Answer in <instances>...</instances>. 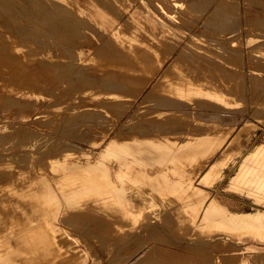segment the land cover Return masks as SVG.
<instances>
[{"label": "rangeland", "instance_id": "1", "mask_svg": "<svg viewBox=\"0 0 264 264\" xmlns=\"http://www.w3.org/2000/svg\"><path fill=\"white\" fill-rule=\"evenodd\" d=\"M55 22H64L65 33L52 31ZM1 40L4 48L0 46V51L20 55L21 63L32 66L31 74L35 66L50 74L16 81V77L0 72V264H36L35 257L38 264H264V228L239 230L228 221L239 218L230 214L264 211V193L255 197L247 187L235 189L231 182L245 156L254 149L256 160L264 167V105L259 103L264 97V0H0ZM139 47L146 49L147 55ZM174 56L179 60L175 69L185 72L181 78L212 80L207 83L211 85L208 92L198 97L188 84L171 81L180 76L165 75V87L149 98ZM134 57L154 59L150 64L139 60L141 73L150 79L139 96L128 89L129 93L125 92L116 81L126 78L122 72L132 70ZM157 67L159 74L152 76ZM116 70L119 74L115 75ZM196 70L199 73L195 74ZM117 74L123 77L115 78L113 87ZM176 85L188 87L186 98L169 91ZM206 100L212 103L208 105ZM174 103L178 107L166 105ZM217 114L222 119H215ZM240 129L241 140L229 148L236 157L244 147L242 154L234 161L228 158L230 154L224 155L203 181L204 173L223 149L231 146ZM79 130L84 135H78ZM134 132L142 133L141 137ZM79 136L84 137L79 140ZM76 180L85 182L86 190ZM26 190L30 198L22 202ZM211 202L210 212L215 213L209 212L208 220L203 221L202 214ZM19 203L22 206L18 209ZM22 208L32 210L37 219L31 223L32 233L35 230L32 241H37L32 249L23 236L27 223L16 222ZM44 245L51 250L41 249ZM37 247L48 252L43 253L44 258Z\"/></svg>", "mask_w": 264, "mask_h": 264}, {"label": "bare ground", "instance_id": "2", "mask_svg": "<svg viewBox=\"0 0 264 264\" xmlns=\"http://www.w3.org/2000/svg\"><path fill=\"white\" fill-rule=\"evenodd\" d=\"M194 1V0H193ZM28 3V2H27ZM53 3V2H52ZM55 3V2H54ZM103 3V2H102ZM103 4H106V3H103ZM99 5V4H98ZM56 6H57V4H56ZM102 6H104V5H102ZM202 6H204V5H202ZM206 6H207V4H206ZM45 7V6H44ZM53 7V6H52ZM63 7H64V5H63ZM107 7V6H106ZM65 8V7H64ZM105 8V7H104ZM201 8V7H200ZM3 9V8H2ZM15 9V8H14ZM106 9V8H105ZM205 9H206V7H205ZM3 10H5V9H3ZM12 10V9H11ZM42 10V9H41ZM44 10H47V9H44ZM7 11V10H6ZM8 11H10V10H8ZM14 11V10H13ZM63 11V10H62ZM5 12V11H4ZM31 12V11H30ZM29 12V13H30ZM52 12V11H51ZM117 12V11H116ZM25 13H26V11H25ZM32 13V12H31ZM53 13H55V12H53ZM4 14V13H3ZM41 14V13H40ZM69 14V13H68ZM29 15V14H28ZM32 15V14H31ZM49 15V14H48ZM55 15V14H54ZM58 15V14H57ZM120 15V14H119ZM66 16V15H65ZM76 16V15H75ZM30 17V16H29ZM34 17V16H33ZM33 17H31V18H33ZM74 17V16H73ZM118 17V16H117ZM14 18H15V16H14ZM47 18V17H46ZM55 18V17H54ZM67 18V17H66ZM76 18V17H75ZM125 18V17H124ZM8 19V18H7ZM50 19H52V18H50ZM63 19V18H62ZM83 19V18H82ZM2 20V19H1ZM10 20V19H9ZM15 20H17V19H15ZM54 20V19H53ZM56 20H58V19H56ZM55 20V21H56ZM3 21V20H2ZM7 21V20H6ZM49 21V20H48ZM75 21V20H74ZM85 21V20H84ZM11 22V21H10ZM72 22V21H71ZM80 22V21H79ZM18 23V22H17ZM64 23V22H63ZM63 23H52L53 25V30L52 31H55L56 33H57V35L59 34V35H61V33L63 34V32H64V24ZM81 23V22H80ZM127 23V22H126ZM206 23V22H205ZM8 24H9V22H8ZM7 24V25H8ZM78 24V23H77ZM10 25V24H9ZM8 25V26H9ZM14 25V24H13ZM13 25H10V26H13ZM16 25V24H15ZM66 25V24H65ZM91 25V24H90ZM206 25V24H205ZM3 26V25H2ZM24 26V25H23ZM51 26V25H50ZM51 26V27H52ZM68 26V25H67ZM203 26V25H202ZM17 27V26H16ZM22 27V26H21ZM66 27V26H65ZM70 27V26H69ZM73 27H74V25H73ZM72 27V28H73ZM3 28V27H2ZM13 28V27H12ZM72 28H69V30L70 29H72ZM91 28V27H90ZM12 30V29H11ZM15 30V29H14ZM91 30V29H90ZM48 31V30H47ZM80 31V30H79ZM138 31V30H137ZM14 32V31H13ZM55 32L53 33V34H55ZM95 32V31H94ZM52 33V32H51ZM65 33V32H64ZM67 33V32H66ZM68 33H70V32H68ZM76 33V32H75ZM79 33V32H78ZM82 33V32H81ZM103 33V32H102ZM9 34V33H8ZM45 34H46V32H45ZM83 34V33H82ZM81 34V35H82ZM262 34V33H261ZM5 35V34H4ZM11 35V34H10ZM12 35H13V33H12ZM41 35V34H40ZM52 35V34H51ZM56 35V34H55ZM54 35V36H55ZM57 35H56V38H57ZM73 35H74V33H73ZM81 35H80V37H81ZM103 35V34H102ZM20 36V35H19ZM75 36H77V35H75ZM17 37V36H16ZM33 37V36H32ZM50 37V36H49ZM52 37H53V35H52ZM61 37V36H60ZM59 37V38H60ZM63 37V36H62ZM71 37V39H72V37H74V36H70ZM79 37V38H80ZM143 37V36H142ZM22 38V37H21ZM69 38V37H68ZM144 38V37H143ZM23 39V38H22ZM58 39V38H57ZM70 39V40H71ZM76 39V38H75ZM32 40V39H31ZM53 40V39H52ZM55 40V39H54ZM53 40V41H54ZM59 40V39H58ZM67 40V39H66ZM3 40H1L0 42H2ZM72 41V40H71ZM140 41V40H139ZM5 42V41H4ZM62 42V41H61ZM73 42H74V39H73ZM57 43V42H56ZM65 43V42H64ZM80 43V42H79ZM2 44V45H1ZM0 44V46H2L3 48H4V44H3V42ZM7 44V43H6ZM11 44V43H10ZM74 44V43H73ZM105 44V43H104ZM71 45V44H70ZM77 45V44H76ZM108 45V44H107ZM73 46V45H72ZM104 46V45H103ZM106 46V45H105ZM109 47H111V46H109ZM108 47V48H109ZM113 47V46H112ZM1 48V47H0ZM8 48V47H7ZM60 48V47H59ZM140 48L141 47H139V50H140ZM10 49V48H9ZM11 49H14V48H11ZM61 49V48H60ZM104 49H106V48H104ZM137 49V48H136ZM1 50V49H0ZM3 50V49H2ZM1 50V51H2ZM133 50V49H132ZM139 50H138V52H139ZM141 50H143V52L146 50V49H142L141 48ZM0 51V72H2L3 74L4 73H6L7 75H9V76H14V77H16L17 79H16V81H21V80H24L25 78H27V77H29V76H32V77H38V78H36V79H40V78H43V77H45V76H47V75H49L50 74V71L48 72V71H42L40 68L38 69V67H34V70H33V72H35V74L32 72V74H31V65H28L27 63H21V61H22V59H21V61L19 60V57H20V53H17V52H15V53H17L18 55H19V57H17L15 54L13 55V54H10V53H7V52H1ZM4 51H5V49H4ZM9 51V50H8ZM65 51V50H64ZM101 51V50H100ZM120 51V50H119ZM118 51V52H119ZM134 51V50H133ZM209 51V50H208ZM11 52V51H10ZM12 52H14V51H12ZM11 52V53H12ZM104 52H106V50H104ZM110 52H111V50H110ZM112 52H113V50H112ZM117 52V53H118ZM121 52V51H120ZM135 52V51H134ZM141 52V51H140ZM140 52L138 53L139 55H140ZM145 52H148L147 50L145 51ZM144 52V53H145ZM206 52H207V50H206ZM25 53V52H24ZM101 53H103L102 51H101ZM151 53V52H150ZM71 54V53H70ZM98 55H101L100 54V52L99 53H97ZM109 54V53H108ZM111 54V53H110ZM137 54V53H136ZM146 54V53H145ZM144 54V55H145ZM25 55V54H24ZM64 55V54H63ZM114 55H115V53H114ZM143 55V54H142ZM147 55V54H146ZM150 55V54H149ZM65 56H66V54H65ZM103 56V55H102ZM106 56V55H105ZM108 56H110V55H108ZM118 56V55H117ZM120 56H123V55H120ZM126 55H124V57H125ZM151 56V55H150ZM150 56H148V57H150ZM21 57L23 58V54L21 55ZM104 57V56H103ZM114 57V56H113ZM119 57V56H118ZM124 57L123 58H121L122 60L124 59ZM140 57V56H139ZM144 57V56H143ZM140 58L141 59V61H143L142 59H144V58ZM175 58H176V56H174ZM206 58H207V56H205ZM26 58V57H25ZM30 58V57H29ZM67 58H69V57H67ZM115 58H116V56L114 57V59H113V61H116L115 60ZM146 58V57H145ZM151 58V57H150ZM31 59V58H30ZM29 59V60H30ZM139 59V60H140ZM174 59V58H173ZM208 59V58H207ZM110 60V59H109ZM118 60V59H117ZM131 62H130V60L128 59L127 61H129L130 63H132V66L130 65V67H132V70H131V68H130V71H128V70H125L124 72H122V73H124L125 75L124 76H126V78L124 79V77L123 76H121V77H123V80H119V79H116V81H117V84L118 83H121L122 84V88H123V90L125 91L126 89H128V90H130L131 92H133L134 91V96L135 95H137V96H139L143 91H145V89L147 88V86H148V83L150 82L149 80H147L146 78H144V75L141 73V71H140V69H141V64L139 65V60L137 59V58H131ZM146 62H147V60L149 61V58L146 60V59H144ZM150 60H152V59H150ZM196 60H198V59H196ZM24 61H27V60H24ZM35 61V60H34ZM58 61V60H57ZM119 61V60H118ZM121 61V60H120ZM144 61V62H145ZM154 61V59L152 60V61H149V63L148 64H150L151 62H153ZM178 61L179 60H177V58L176 59H174L172 62H170L169 64H168V66L166 67V69L163 71V73L160 75V77H159V80H158V82L152 87V90H150V97L149 96H146L147 98L149 97V98H151L152 96H151V94H153V93H158L161 89H163L164 87H163V83L165 82V80L163 79V76H165V75H168V76H176V75H178V77L180 76V78H176V77H174L175 79H173V80H171L172 82H176V83H179V84H183V83H186V85L188 84V86H189V89L196 95V96H200V95H202L203 93H206V92H208V87H210L211 85V82H212V80H211V82L210 81H206V80H199V79H201V78H195V79H183V78H181L183 75L182 74H184L185 72H181V71H179V70H176L175 69V66H176V64L178 63ZM205 61V60H204ZM54 62V61H53ZM109 62H112V60L111 61H109ZM124 62H126V59L124 60ZM123 62V63H124ZM197 62V61H196ZM60 63H61V61H60ZM113 63H115V62H113ZM116 63H117V61H116ZM118 63H120V62H118ZM123 63H120V64H123ZM129 63V64H130ZM58 64V63H57ZM62 64V63H61ZM60 64V65H61ZM64 64V63H63ZM68 64V63H67ZM98 64V63H97ZM100 64V63H99ZM107 64V63H106ZM120 64H117V66H121ZM128 65V63H125V65ZM209 64V63H208ZM33 65V64H32ZM48 66H52V65H49V63L47 64ZM59 65V64H58ZM74 65H76V64H74ZM73 65V66H74ZM124 65V64H123ZM124 65V66H125ZM151 65H153V63L151 64ZM34 66V65H33ZM44 66V65H43ZM43 66H40V67H43ZM63 66V65H62ZM65 66H66V64H65ZM113 66V65H112ZM112 66L110 65V67H111V69H112ZM45 67V70H47V68H46V65L44 66ZM64 67V66H63ZM69 67V66H68ZM82 67V66H81ZM104 67H105V64H104ZM107 67V66H106ZM147 67V66H146ZM48 68H50V67H48ZM53 68H54V66H53ZM118 68V67H117ZM116 67H115V69H117ZM120 68H122V67H120ZM257 68V67H256ZM59 69V68H58ZM61 69V68H60ZM68 69V68H67ZM124 69V68H123ZM126 69V68H125ZM65 70V69H64ZM117 70H119V72L122 70V69H117ZM117 70L116 71H114L113 73L116 75V73H118L117 72ZM159 70H160V67H157L155 70H153V71H151L152 73H151V75L152 76H155V75H157V74H159ZM206 70V69H205ZM214 70H215V68H214ZM61 71V70H60ZM63 71V70H62ZM61 71V72H62ZM195 71V70H194ZM198 70H196V72H194L195 74L196 73H199V72H197ZM210 71V70H209ZM224 71H226V70H224ZM59 72V71H58ZM104 72V71H103ZM110 72V71H109ZM109 72H108V74H109ZM112 72V71H111ZM189 72H191V73H193V71H189ZM201 72V71H200ZM218 72V71H217ZM65 73V72H64ZM68 73H69V71H68ZM113 73H111L110 75L112 76V74ZM121 73V75H123ZM206 73V72H205ZM38 74V75H37ZM107 74V75H108ZM119 74V73H118ZM117 74V75H118ZM143 76H142V75ZM190 74V73H189ZM215 74V72L213 73V75ZM217 74V73H216ZM220 74V73H219ZM37 75V76H36ZM42 75V76H41ZM68 75V74H67ZM67 75H66V77H67ZM73 75V74H72ZM86 75H87V73H86ZM101 75V74H100ZM206 75V74H205ZM208 75V74H207ZM206 75V76H207ZM62 76V75H61ZM68 76H70V75H68ZM79 76V75H78ZM98 75H96V77H97ZM147 75H145V77H146ZM222 76V75H221ZM224 76V75H223ZM255 76H256V74H255ZM63 77V76H62ZM106 77V76H105ZM113 77H114V75H113ZM113 77H110L109 78V83H110V81H112V80H110L111 78H113ZM120 77V75H118V76H116V77H114V82H113V84H112V82L110 83V84H112L113 85V87H116L115 86V78H121ZM140 77H143L144 79H146V81H143V80H141V78ZM150 77V76H149ZM204 77V76H203ZM209 77V76H208ZM207 77V78H208ZM211 77V76H210ZM216 77V76H215ZM59 78V77H58ZM74 78V77H73ZM72 78V79H73ZM140 78V79H139ZM142 78V79H143ZM194 78V77H193ZM225 78V77H224ZM28 79H30V78H28ZM78 79V78H77ZM104 79V78H103ZM196 79H198V80H196ZM210 79V78H209ZM217 79V78H216ZM56 80V79H55ZM106 80V79H105ZM119 80V81H118ZM218 80V79H217ZM221 80V79H220ZM226 80H227V78H226ZM45 81H46V79H45ZM101 81V80H100ZM108 81H107V84H109L108 83ZM144 83H143V82ZM214 81H215V79H214ZM224 81V80H223ZM228 81V80H227ZM36 82V81H35ZM39 82V81H38ZM37 82V83H38ZM62 82V81H61ZM76 82V81H75ZM82 82H84V83H86L84 80H82ZM105 83H106V81H104ZM142 82V83H141ZM210 82V84L208 85L207 83H209ZM217 82V81H216ZM78 83V82H77ZM89 83V82H88ZM115 83V84H114ZM221 83V82H220ZM261 83V82H260ZM80 84V83H79ZM91 84V83H90ZM89 84V85H90ZM94 84H95V82H93V86H94ZM102 84V83H101ZM109 84V85H110ZM205 84V85H204ZM207 84V85H206ZM216 83H214V85H215ZM86 85V84H85ZM103 85V84H102ZM213 85V84H212ZM214 85L212 86V87H214ZM224 85H225V83L223 84V87H224ZM66 86H67V84H66ZM74 87H75V85H73ZM78 86V85H77ZM83 86H84V84H83ZM105 86V85H104ZM111 86V85H110ZM218 86V85H217ZM222 86V85H221ZM249 86V85H248ZM62 87V86H61ZM60 87V88H61ZM86 87V86H85ZM91 87V86H90ZM97 87V86H96ZM106 87V86H105ZM107 87H109V86H107ZM107 87H106V89H107ZM113 87L111 88L110 87V89H113ZM117 87H118V85H117ZM171 87V86H170ZM212 87H211V89H212ZM252 87V86H251ZM49 88V87H48ZM71 88V87H70ZM89 88V87H88ZM103 88V87H102ZM168 88H169V86H168ZM168 88H167V90H168ZM188 87H183V86H178V85H176V86H173V87H171V89L169 90L171 93H175V94H177V95H181V96H185V95H187L188 93V89H187ZM245 88H246V86H245ZM258 88V87H257ZM41 89V88H40ZM46 89V88H45ZM56 89V88H55ZM79 89V88H78ZM83 89H85V88H83ZM104 89V88H103ZM109 88H108V90H110ZM116 89H118V88H116ZM216 89H217V87H216ZM222 89V88H221ZM36 90V89H35ZM62 90V89H61ZM119 91H120V89H118ZM122 89H121V92L123 91ZM128 90H126V91H128ZM215 90V89H214ZM252 90V89H251ZM256 90V89H255ZM254 90V91H255ZM38 91V90H37ZM54 91V90H53ZM65 91V90H64ZM67 91V90H66ZM112 91V90H111ZM114 92H115V90H113ZM112 91V92H113ZM119 91H117L118 93H119ZM123 91V92H124ZM125 91V92H126ZM216 91V90H215ZM245 91H246V89H245ZM84 92V91H83ZM124 92V93H125ZM260 92V91H259ZM261 92H263V91H261ZM109 94H110V92H108ZM116 93V92H115ZM128 93H129V91H128ZM127 93V94H128ZM61 94V93H60ZM87 94V93H86ZM127 94L125 95V96H127ZM249 94V93H248ZM251 94V93H250ZM108 96V95H107ZM158 96V95H157ZM245 96H246V94H245ZM250 96V95H249ZM53 97V96H52ZM167 97V96H166ZM187 96H185V98H186ZM193 97V96H192ZM248 97V96H247ZM251 97H253L252 96V94H251ZM134 98V97H133ZM146 98V99H147ZM170 98V97H169ZM169 98H168V100H169ZM172 98V97H171ZM170 98V99H171ZM174 98V97H173ZM184 98V97H183ZM230 98V97H229ZM243 98V97H242ZM127 99V98H126ZM135 99V98H134ZM167 99V98H166ZM197 99H199V98H197ZM249 99V98H248ZM257 99V98H256ZM172 100V99H171ZM179 100V99H178ZM251 100V99H250ZM261 100V99H260ZM119 101V100H118ZM199 101V100H198ZM208 100H206V102H207ZM231 101H233V100H231ZM254 101H256V100H253L252 102L254 103V105H255V102ZM55 102H57V101H54V103ZM99 102V101H98ZM144 102H145V100H144ZM143 102V103H144ZM184 102V101H183ZM202 104L205 102V101H200ZM200 102H198V104L200 103ZM209 102H211V101H208V103ZM247 102V101H246ZM245 102V103H246ZM249 102H251V101H249ZM250 103V105H252L253 103ZM261 102V106H263L264 105V97L262 98V100L261 101H259V103ZM53 103V102H52ZM54 103H53V105H54ZM118 103V102H117ZM129 103H130V101H129ZM182 103V102H181ZM212 103V102H211ZM106 104V103H105ZM114 104H115V102H114ZM142 104V103H141ZM188 104V103H187ZM205 104V103H204ZM213 104H214V102H213ZM212 104V105H213ZM217 104V103H216ZM215 104V105H216ZM249 104V103H248ZM57 105V104H56ZM75 105V104H74ZM108 105V104H107ZM167 106H169V107H173V108H175V107H178V106H176L177 105V103H174V104H166ZM179 105H180V103H179ZM200 105V104H199ZM208 105H210V103L208 104ZM257 105H258V102H257ZM259 105V106H260ZM109 106H110V104H109ZM187 106H189V105H187ZM198 106V105H197ZM217 106H218V104H217ZM258 106V107H259ZM76 107V106H75ZM124 107V106H123ZM200 107V106H199ZM254 107H256L257 108V106H254ZM106 108V107H105ZM125 108V107H124ZM184 108H186V107H184ZM189 108V107H188ZM197 108V107H196ZM224 108V107H223ZM256 108H254L255 110H256ZM263 108V107H262ZM72 109V108H71ZM111 109H113V108H111ZM181 109V108H180ZM198 109V108H197ZM200 109V108H199ZM225 109V108H224ZM227 109V108H226ZM244 109H246V106L244 107ZM250 109V108H249ZM114 110H115V108H114ZM134 110V109H133ZM183 110V109H182ZM187 110V109H186ZM206 110H208V109H206ZM228 110H231V109H228ZM227 110V111H228ZM83 111V110H82ZM81 111V112H82ZM118 110H116V112H117ZM144 111H145V109H144ZM189 111H191V110H188V114H189ZM197 111V110H196ZM247 111V110H246ZM245 111V112H246ZM264 111V110H263ZM263 111H261V112H263ZM94 111L92 110V113H93ZM96 112V111H95ZM94 112V113H95ZM97 112H99V111H97ZM152 112V111H151ZM204 112H205V110H204ZM217 112V111H216ZM222 112V111H221ZM230 112V111H229ZM232 112V111H231ZM102 113V112H101ZM123 113V112H122ZM185 113H186V111H185ZM214 113V112H213ZM220 113V112H219ZM223 113V112H222ZM233 113V112H232ZM257 114H259L258 112H256ZM255 112H254V114H256ZM264 113V112H263ZM68 114V113H67ZM77 114V113H76ZM85 114V113H84ZM89 114H90V111H89ZM99 114V113H98ZM132 114V113H131ZM144 114V113H143ZM191 114V113H190ZM210 114H211V112H210ZM225 114V113H224ZM87 115V114H86ZM91 115V114H90ZM94 115V114H93ZM100 115V114H99ZM103 115V114H102ZM116 115H117V113H116ZM122 115V114H121ZM141 115V114H140ZM218 115H220L221 116V114H217V116H216V118L215 119H219V118H221V117H219ZM233 115V114H232ZM63 116V115H62ZM65 116V115H64ZM88 116V115H87ZM210 116V115H209ZM213 116V115H212ZM226 116H227V114H226ZM65 117H67V116H65ZM64 117V118H65ZM96 117V116H95ZM218 117V118H217ZM223 117V116H222ZM228 117V116H227ZM231 117V116H230ZM93 118V117H92ZM99 118V117H98ZM101 118V117H100ZM105 118V117H104ZM142 118V117H141ZM153 118V117H152ZM233 118V117H232ZM237 118V117H236ZM66 119H68V118H66ZM69 119H70V117H69ZM71 119H72V117H71ZM90 119V118H89ZM88 119V120H89ZM161 119V118H160ZM222 119V118H221ZM220 119V120H221ZM234 119V118H233ZM64 120V119H63ZM81 120V119H80ZM98 120V119H97ZM130 120V119H129ZM159 120V119H158ZM91 121V120H90ZM98 121H100V120H98ZM152 121V120H151ZM151 121H145L146 122V124H150L151 123V126H154V124L155 123H152ZM164 121V120H163ZM167 121V120H166ZM166 121H164V122H166ZM238 121V120H237ZM59 122V121H58ZM67 122V121H66ZM93 122V121H92ZM96 122V121H95ZM128 122V121H127ZM130 122V121H129ZM140 122H142V121H140ZM145 122H144V125H145ZM159 122V121H158ZM168 122V121H167ZM166 122V123H167ZM236 122V121H235ZM240 122V121H239ZM64 123V122H63ZM62 123V124H63ZM69 123V122H68ZM100 123H101V121H100ZM103 123V122H102ZM131 123V122H130ZM134 123H135V121H134ZM171 123V122H170ZM238 123V122H237ZM10 124V123H9ZM65 124V123H64ZM70 124V123H69ZM83 124V123H82ZM99 124V123H98ZM125 124V123H124ZM141 124V123H140ZM101 125V124H100ZM103 125V124H102ZM130 125V124H129ZM142 125V124H141ZM160 125V124H159ZM163 125H165V124H163ZM162 125V126H163ZM64 126V125H63ZM80 126V125H79ZM84 126H85V124H84ZM91 126H92V124H91ZM139 126V125H138ZM147 126V125H146ZM150 126V125H149ZM69 127V126H68ZM87 127V126H86ZM143 127H145V126H143ZM72 128V127H71ZM76 128V127H75ZM80 128V127H79ZM88 128V127H87ZM87 128H86V130H87ZM140 128H142L141 126H140ZM148 128V127H147ZM81 129V128H80ZM85 129V128H84ZM95 129V128H94ZM134 129V128H133ZM136 129V128H135ZM151 129V128H150ZM150 129H149V131H150ZM154 129V128H153ZM160 129V128H159ZM75 129H74V127H73V130L72 131H74ZM77 130V129H76ZM83 130V129H82ZM86 130H85V133H87L88 134V132H90V130L88 129L87 130V132H86ZM146 130V129H145ZM156 130H157V128H156ZM156 130H154L155 132H157ZM71 131V130H70ZM125 131V130H124ZM136 131V130H135ZM146 131H148V130H146ZM79 132H80V130H79ZM119 132H120V129H119ZM127 132H129V131H127ZM139 132H141V131H139ZM153 132V131H152ZM237 136H236V138L233 140V141H231L230 143V145L231 146H229L228 145V148H224L223 149V151L221 152V154L213 161V163L210 165V167H209V169L204 173V175H203V181H207V178L209 177V172L213 169V171H214V169L216 170L217 169V167H218V165H220V162L222 161V159L225 157L224 155H226V154H230V155H228V158H230L231 159V161L233 160L234 161V159H236L238 156H240L241 154H242V152H243V149H244V147H243V149L242 150H240L237 154H236V157H235V152H234V150L233 149H230V148H232V146L234 147V143H238L240 140H241V138H242V136H243V129H240L239 131L237 130ZM29 133V132H28ZM31 133V132H30ZM83 133H84V131H83ZM95 133V132H94ZM121 133H124V132H121ZM135 134H137L136 132H134ZM148 133V132H147ZM81 134V132L80 133H78V135H80ZM111 134V133H110ZM120 134V133H119ZM124 134H126V132L124 133ZM123 134V135H124ZM127 134H129V133H127ZM126 134V135H127ZM142 134V133H141ZM141 134L139 135V134H137L138 136H140L141 137ZM157 134V133H156ZM159 134V133H158ZM61 135V134H60ZM77 135V136H78ZM81 135H84V134H81ZM131 135V134H130ZM145 135V134H144ZM147 135H150V132L147 134ZM147 135H145V136H147ZM153 136H154V134H152ZM162 135V134H161ZM2 136V135H1ZM8 136V135H7ZM40 136V135H39ZM66 136V135H65ZM118 136H120V135H118ZM117 136V137H118ZM3 137V136H2ZM46 137V136H45ZM49 137V136H48ZM51 137V136H50ZM81 137H84V136H81ZM80 136H79V140H80V138H81ZM94 137V136H93ZM114 137V136H113ZM124 137H126V136H124ZM1 138V137H0ZM3 138H5V137H3ZM10 138V137H9ZM29 138V137H28ZM32 138V137H31ZM70 138V137H69ZM77 138V137H76ZM90 138V137H89ZM118 138H122V135L120 136V137H118ZM42 139V138H41ZM46 139V138H45ZM82 139V138H81ZM115 139V138H114ZM3 140V139H2ZM28 140V139H27ZM53 140H55V139H53ZM63 141H64V139H62ZM61 140V141H62ZM77 141H78V138L76 139ZM90 140H91V138H90ZM1 141V140H0ZM6 141V140H5ZM19 141V140H18ZM32 141V140H31ZM58 141H60V140H58ZM60 141V142H61ZM28 142V141H27ZM30 142V141H29ZM57 142V141H56ZM56 142H54V143H56ZM80 142H83V141H80ZM86 142V141H85ZM90 141H88V142H86V143H89ZM21 144H23L22 142H21ZM50 144V143H49ZM63 144H64V142H63ZM71 144V143H70ZM43 145V144H42ZM56 145V144H55ZM72 145H74V144H72ZM45 146V145H44ZM54 146V145H53ZM65 146V145H64ZM77 146V145H76ZM76 146H74V148L76 147ZM82 146V145H81ZM107 146V145H106ZM245 146V145H244ZM59 147V146H58ZM62 147V146H61ZM68 147V146H67ZM79 147L80 146H78V148L77 149H79ZM230 147V148H229ZM35 148V147H34ZM53 148V147H52ZM73 148V149H74ZM6 149V148H5ZM37 149H38V147H37ZM49 149V148H48ZM62 149H63V147H62ZM72 148H70L68 151H70ZM81 149V148H80ZM82 149H84L83 147H82ZM60 150V149H59ZM42 151V150H41ZM54 151V150H53ZM57 151V150H56ZM63 151V150H62ZM62 151H60V152H62ZM73 151V150H72ZM75 151V150H74ZM256 149H254V152H250L247 156H245V159H244V161L240 164V166H239V168H238V171L236 172V174L231 178V182H232V185H233V187H235V189H237V188H242V187H247L248 188V191H249V193L250 194H253V195H255V197L256 196H258V194L259 193H264V167L261 165L260 166V164L258 163V161L256 160V158H257V154H255L256 153ZM60 152H59V154H60ZM4 153V152H3ZM39 153V152H38ZM41 153V152H40ZM79 153H81V150H79ZM2 154V153H1ZM44 154V153H43ZM42 154V155H43ZM58 154V153H57ZM64 154V153H63ZM71 154H72V152H71ZM76 154H78V153H76ZM264 154V153H263ZM3 155V154H2ZM10 154H8V155H6V158H7V156H9ZM15 155V154H14ZM19 155V154H18ZM62 155V154H61ZM73 155V154H72ZM1 156V155H0ZM49 156V155H48ZM59 156V155H58ZM71 156V155H70ZM234 156V157H233ZM2 157V156H1ZM10 157V156H9ZM13 157H15V156H13ZM36 157V156H35ZM42 157V156H41ZM66 157H67V155H66ZM263 157V156H262ZM45 158H46V156H45ZM65 158V157H64ZM74 158H76V157H74ZM0 159H2V158H0ZM17 159H18V157H17ZM17 159H15V160H17ZM21 159V158H20ZM61 159V158H60ZM66 159V158H65ZM68 159V158H67ZM67 159H66V161H67ZM71 159H73L72 157H71ZM22 160H24V159H22ZM28 160V159H27ZM43 160V159H42ZM42 160H41V162H42ZM46 160V159H45ZM44 160V161H45ZM62 161V160H61ZM15 162H17V161H15ZM202 162V161H201ZM26 163H28V162H26ZM44 163V162H43ZM231 163V162H230ZM230 163H229V165H230ZM38 164V163H37ZM47 164V163H46ZM207 164V163H206ZM206 164H205V166H206ZM232 164V163H231ZM254 164H256L257 165V167H255L254 166ZM195 165V164H194ZM228 165V166H229ZM20 166V165H19ZM18 166V167H19ZM34 166H36V164L34 165ZM49 166V165H48ZM227 166V167H228ZM23 167H25L24 165H23ZM27 167V166H26ZM20 168V167H19ZM22 168V167H21ZM17 169V168H16ZM53 169V168H52ZM51 169V170H52ZM220 169H222V171L224 170V168L222 167V168H220ZM168 170V169H167ZM196 171V170H195ZM221 171V172H222ZM1 172V171H0ZM8 173V172H7ZM2 174H3V170H2ZM6 175V174H5ZM13 176V175H12ZM3 178V177H2ZM6 178V177H5ZM68 178V177H67ZM66 178V179H67ZM74 179H75V177H73ZM121 178H123V177H121ZM69 179V178H68ZM12 180V179H11ZM82 180V182L84 181L83 179H81ZM81 180L79 181V183H82L81 182ZM3 181V180H2ZM5 182H7L6 180H4ZM69 181H70V179H69ZM72 181V180H71ZM75 181V180H74ZM77 181V180H76ZM78 181H77V183H78ZM86 181V180H85ZM13 182V181H12ZM87 182V181H86ZM71 183V182H70ZM76 183V182H75ZM85 183V182H84ZM84 183H82L83 184V186H84ZM67 184H69V182L67 183ZM82 184H81V186H82ZM64 185H65V182H64ZM77 185H79V184H77ZM77 185H74V186H76V188H77ZM87 185H88V183H87ZM73 186V187H74ZM80 186V185H79ZM80 186V187H81ZM85 186H86V184H85ZM84 186V187H85ZM90 186H92V185H90ZM71 187V186H70ZM87 187V186H86ZM86 187H85V189L84 190H86ZM75 188V189H76ZM91 189V187H89V189L88 190H90ZM28 190V189H27ZM27 190H26V192H24L23 193V195H22V197L20 198V200L22 201V202H26V201H28L29 200V193L27 192ZM29 190H31V191H33L34 189H29ZM79 190V189H78ZM83 190V189H82ZM81 190V193L83 192ZM201 190V189H200ZM80 191V190H79ZM92 191V190H91ZM100 191V190H99ZM51 193V192H50ZM53 193V192H52ZM96 193V192H95ZM95 193H93V195L95 194ZM100 193V192H99ZM108 193V192H107ZM248 193V192H247ZM246 193V194H247ZM54 194V193H53ZM89 194L91 195V193L89 192ZM98 195V194H97ZM202 195V194H201ZM249 195V194H248ZM52 196V195H51ZM110 196V195H109ZM204 196V195H203ZM262 196V195H261ZM5 197H6V195H5ZM90 197V196H89ZM2 198H3V196H2ZM92 198V197H91ZM90 198V199H91ZM261 198V197H260ZM0 199H1V197H0ZM5 199V198H4ZM95 199V198H94ZM97 199V198H96ZM95 199V200H96ZM100 199V198H99ZM191 198H189V200H190ZM111 200V199H110ZM192 200V199H191ZM197 200H199V199H197ZM200 200H202V199H200ZM206 200H207V198H203V201L204 202H206ZM90 201V200H89ZM107 201V200H106ZM106 201H104L105 203H107ZM193 201V200H192ZM262 201H263V199H262ZM101 202V201H100ZM103 202V203H104ZM138 202V201H137ZM186 202V201H185ZM188 202V201H187ZM189 202H191V201H189ZM202 202V201H201ZM102 203V202H101ZM111 203H113V201L111 202ZM192 203H194V202H192ZM114 204V203H113ZM197 204H199V202H197ZM185 205V204H184ZM189 205H191V204H189ZM193 205V204H192ZM196 205V204H195ZM195 205H194V207H195ZM202 205V204H201ZM214 205V202H211L210 204H209V206L206 208V210L204 211V213L202 214L203 216H202V220L203 221H205L206 219H207V217H208V213L211 211V209H212V206ZM20 206H22V203H19L18 204V209H19V207ZM106 206V204H104V207ZM188 206V205H187ZM93 207V206H92ZM189 207V206H188ZM202 207V206H201ZM113 208V207H112ZM197 207H195V209H196ZM185 209H187V207H185ZM189 209H190V207H189ZM188 209V210H189ZM199 209V208H198ZM20 211L22 212L20 215H17L16 216V222L17 223H27V227L26 228H24V232H23V236H25V238H26V241H27V244H28V247H29V249H32L34 246H35V244H37L36 242L37 241H32V235L35 233V230H34V233H32V225H31V223H36L37 221V219L35 220V214H34V212L32 211V210H25V209H20ZM158 211V210H157ZM187 211V210H186ZM197 211V210H196ZM120 212V211H119ZM212 212H214L215 213V211H213L212 210ZM212 212H210L211 214H212ZM75 213V212H74ZM81 214V213H80ZM84 214V213H83ZM188 214H190V212L188 213ZM197 214V213H196ZM196 214H195V216H196ZM144 215V214H143ZM219 215V214H218ZM218 215H216V216H218ZM221 215V214H220ZM257 215V214H256ZM37 216H39V215H37ZM72 216H73V214H72ZM76 216H78V215H76ZM92 216V215H91ZM150 216V215H149ZM104 217H107V216H104ZM214 217H215V215H214ZM226 217V216H225ZM224 216H223V219L225 218ZM79 218V217H78ZM77 218V219H78ZM83 218V217H82ZM150 218V217H149ZM153 218V217H152ZM196 218V217H195ZM42 219V218H41ZM74 219V218H73ZM76 219V218H75ZM214 219V218H213ZM221 219V218H220ZM226 219V218H225ZM228 219V218H227ZM241 220H240V222H237V221H235V220H233V219H228V221L230 220V223L231 224H229V225H232L233 227H238V228H236V229H239V227L241 228V227H243V229L244 228H249V229H252V228H259V227H263L264 228V218H261L260 216H250V217H241L240 218ZM39 221H40V218L38 219ZM68 220V219H67ZM85 220V219H84ZM101 220V219H100ZM108 220V219H107ZM113 220V219H112ZM154 220V219H153ZM208 220V219H207ZM0 221H2V220H0ZM87 221H88V219H87ZM98 221H99V219H98ZM143 221V220H142ZM213 221V220H212ZM218 221V220H217ZM223 221V220H222ZM227 221V220H226ZM227 221V222H228ZM4 222V221H3ZM113 222V221H112ZM111 222V223H112ZM147 222H149V221H147ZM155 222V221H154ZM208 222V221H207ZM211 222V221H210ZM220 222V221H219ZM44 223V222H43ZM226 223V222H225ZM224 223V224H225ZM5 224V223H4ZM39 224H41V223H39ZM113 224V223H112ZM118 224V223H117ZM202 224V223H201ZM219 224V223H218ZM109 225V224H108ZM115 225V224H114ZM119 225V224H118ZM216 225V224H215ZM3 226V225H2ZM5 226V225H4ZM25 226V225H24ZM220 226V225H219ZM45 227V226H44ZM115 227H117V226H115ZM225 227V226H224ZM43 228V227H42ZM107 228H108V226H107ZM146 228V227H145ZM176 228V227H175ZM175 228H174V230H175ZM228 228H229V226H228ZM232 228V227H231ZM44 229V228H43ZM95 229V228H94ZM116 229V228H115ZM146 229H148V228H146ZM224 229V228H223ZM242 229V228H241ZM117 230V229H116ZM155 230V229H154ZM198 230V229H197ZM229 230V229H228ZM228 230H227V232H228ZM240 230V229H239ZM248 230V229H247ZM100 231V230H99ZM108 231V230H107ZM147 231V230H146ZM148 231H150V230H148ZM152 231V230H151ZM231 231V230H230ZM255 231V230H254ZM98 232V231H97ZM103 232V231H102ZM245 232V231H244ZM248 232V231H247ZM100 233V232H99ZM36 234H38V233H36ZM95 235V234H94ZM101 235H102V233H101ZM50 236V235H49ZM106 236V235H105ZM107 237V236H106ZM43 238V237H42ZM51 238V237H50ZM119 238V237H118ZM38 239V238H37ZM40 240V239H39ZM111 240V239H110ZM42 241L43 240H41V243H42ZM102 241V240H101ZM143 241V240H142ZM209 241V240H208ZM44 242V241H43ZM57 242V241H56ZM105 242H106V240H105ZM108 242V241H107ZM210 242V241H209ZM145 244V243H144ZM39 245V244H38ZM59 245V244H58ZM45 246L46 245H44V247H42L41 249H45ZM48 246V245H47ZM141 246H143V245H141ZM237 246H239V245H237ZM39 247H41V246H39ZM39 247H37L39 250H41ZM105 247V246H104ZM157 247V246H156ZM159 247V246H158ZM24 248V247H23ZM142 248V247H141ZM140 248V249H141ZM149 248H151V247H149ZM228 248V247H227ZM229 248H230V246H229ZM94 249V248H93ZM109 249V248H108ZM178 249V248H177ZM184 249V248H183ZM192 249V248H191ZM217 249V248H216ZM216 249H214V250H216ZM238 249H239V247H238ZM241 249V248H240ZM38 250V251H39ZM43 250H41V251H43ZM45 250H49V249H45ZM44 250V251H45ZM51 250V249H50ZM49 250V251H50ZM52 250H54V249H52ZM160 250V249H159ZM158 250V251H159ZM208 250V249H207ZM220 250V249H219ZM33 251V250H32ZM37 251V250H36ZM40 251V252H41ZM41 252L42 254L43 253H48L47 251L46 252ZM110 251H111V249H110ZM109 251V252H110ZM150 251V250H149ZM157 251V252H158ZM170 251V250H169ZM234 251V250H233ZM53 252V251H52ZM65 252V251H64ZM156 252V253H157ZM216 252V251H215ZM220 252V251H219ZM30 253V252H29ZM33 253H34V251H33ZM54 253V252H53ZM142 253V252H141ZM154 253V252H153ZM152 253V254H153ZM32 254V253H31ZM42 254L40 255V257L42 256ZM115 254V253H114ZM163 254V253H162ZM161 254V255H162ZM37 255H39V253L37 254ZM44 256L42 257V258H44L45 257V254H43ZM55 255V254H54ZM64 255V254H63ZM170 255V254H169ZM260 255V254H259ZM32 256H33V254H32ZM32 256H31V259H32ZM34 256H36L35 255V253H34ZM141 256H142V254H141ZM154 256H155V254H154ZM165 256V255H164ZM224 256V255H223ZM228 256V255H227ZM226 256V257H227ZM230 256V255H229ZM39 257V259H41ZM61 257V256H60ZM73 257V256H72ZM144 257V256H143ZM220 257V256H219ZM236 257V256H235ZM238 257V256H237ZM28 258H30V257H28ZM34 258V257H33ZM168 258H169V256H168ZM214 258V257H213ZM221 258H222V256H221ZM259 258V257H258ZM34 259H36V264H38L39 262L37 261V258L35 257ZM33 259V260H34ZM151 259V258H150ZM239 259V258H238ZM47 260H48V258H47ZM52 260V259H51ZM156 260V259H155ZM159 260V259H158ZM164 260V259H163ZM234 260V259H233ZM31 261V260H30ZM59 261V260H58ZM136 261V260H135ZM150 261V260H149ZM152 261V260H151ZM165 261V260H164ZM257 261V260H256ZM27 262V261H26ZM43 262H45V261H43ZM47 262V261H46ZM138 262V261H137ZM140 262H142V260L140 261ZM153 262H155V261H153ZM156 262H159V261H156ZM173 262V261H172ZM211 262V261H210ZM223 262V261H222ZM31 263H33V262H31ZM53 263V262H52ZM163 263V262H162ZM212 263V262H211ZM228 263V262H227ZM226 263V264H227ZM46 264V263H45ZM141 264V263H140ZM160 264V263H159ZM213 264V263H212ZM235 264V263H234Z\"/></svg>", "mask_w": 264, "mask_h": 264}, {"label": "crops", "instance_id": "3", "mask_svg": "<svg viewBox=\"0 0 264 264\" xmlns=\"http://www.w3.org/2000/svg\"><path fill=\"white\" fill-rule=\"evenodd\" d=\"M230 215L238 216L239 218H237L236 221L240 222V220H241L240 218L243 217V216H253V215L254 216H259V215L264 216V211L258 210L257 212L252 213V214L238 213V214H230Z\"/></svg>", "mask_w": 264, "mask_h": 264}]
</instances>
